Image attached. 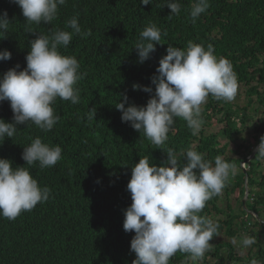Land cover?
Here are the masks:
<instances>
[{
    "label": "trees",
    "instance_id": "obj_1",
    "mask_svg": "<svg viewBox=\"0 0 264 264\" xmlns=\"http://www.w3.org/2000/svg\"><path fill=\"white\" fill-rule=\"evenodd\" d=\"M178 2L180 12L172 14L165 0H152L148 5L140 0H67L58 5V16L51 24L42 21L40 25H28L13 0H0V14L6 11L11 22L8 32L0 38V51L11 53L10 59L0 60V77L16 65L18 71L26 67L29 42L41 33L50 35L58 28L71 31L66 22L73 16L78 18L81 33H74L70 44L59 50L62 55L75 57L79 72L84 74L75 85L79 89L78 103L57 98L52 104L59 120L50 131L44 132L31 122L18 124L16 134L0 142V158L9 159L13 167H29L38 185L51 190L49 199L31 211L22 212L12 221L0 219V240L4 237L0 264H131L136 258L130 249L135 233L123 229L124 210L131 204L127 189L131 168L145 156L150 164L164 165L169 148L181 165L185 162L183 154L190 148L213 164L221 156L235 165V175L230 174L222 191L226 195L238 191L239 214L217 218L223 213L218 195L206 202L199 215L218 221V234L222 232L226 238L243 232L256 238L252 248L241 255L229 240L214 236V245L198 264H251L252 260L264 264V175L256 177L264 159L255 156L250 163L247 185L252 200L248 198L243 204L245 174L240 162L250 151L249 146L238 141L245 137L248 128H253L250 146L261 141L258 133L264 136V118H258L259 108L251 98L256 95V101L263 104L264 91L250 86L246 91L248 103L243 107L237 108L229 101L217 105V110L212 104L205 107L210 117L202 119L204 124L222 123L224 143L216 133L208 138L200 136V131L193 135L187 122L175 117L167 140L157 146L143 131L122 121L121 112L115 107L123 95L128 98L125 107L146 105L155 95L151 78L157 75L159 60L167 54L168 45L186 49L189 41L205 47L212 45L217 58L230 61L238 83H250V68L257 65L258 57H264V0H209L210 6L195 23L190 18L193 0ZM151 23L160 29L161 40L154 42L155 50L141 63L135 45ZM28 27L34 31L27 32ZM133 84L151 87L152 92L134 90ZM91 108L96 111L90 120ZM0 118L14 122L7 100L0 101ZM35 137L61 147V159L54 166L41 169L38 162L25 164L24 146ZM231 142L235 147H230ZM231 149L236 155L241 149L242 156H232L228 153ZM256 187L260 190L254 192ZM247 211L255 212L261 219L253 222L260 229L249 226V219L244 218ZM169 264L192 262L188 253L178 251Z\"/></svg>",
    "mask_w": 264,
    "mask_h": 264
},
{
    "label": "clouds",
    "instance_id": "obj_2",
    "mask_svg": "<svg viewBox=\"0 0 264 264\" xmlns=\"http://www.w3.org/2000/svg\"><path fill=\"white\" fill-rule=\"evenodd\" d=\"M13 2L21 8L28 25H40L42 21L51 24L58 16V5L66 4L67 0ZM140 3L148 5L152 4V0H140ZM164 4L172 14H179L181 5L178 0H165ZM209 6V0H193L190 9L192 22L195 23ZM10 23L6 11L0 14V38L8 32ZM66 25L71 31L58 28L50 35L41 33L31 40L30 50L25 57L26 67L18 71L19 65H16L0 77V101H9L14 120L13 123H7L0 118V142L6 136L12 138L18 130V124L27 125L31 122L44 132L50 131L59 120L52 107L57 98L73 104L79 102V89L75 85L84 74L79 72L78 60L73 56L62 55L59 48H66L73 34L81 33V27L77 16L69 19ZM32 31L33 28H27V32ZM160 40L161 31L155 23L144 28L135 45L139 62L149 57L155 50L154 42L160 43ZM166 53L159 60L157 75L151 78L155 95L148 99L146 105L129 104L125 107L128 100L126 95L115 104L121 112V120L130 122L134 130L143 131L154 145L165 143L175 117L185 120L193 135L200 131V136L208 138L211 133L206 134L205 129L211 124H204L202 120L210 117L205 111L207 105L212 104L217 110V105L229 101L237 108L243 107L232 101L238 86L244 89L246 104V91L250 86L264 91V57H258L255 62L257 65L250 68V83L247 84L238 83L230 61L223 57L217 58L210 44L205 47L189 41L186 49L168 45ZM10 58L8 50L0 51V60ZM138 88L152 92L151 87L133 84L134 90ZM251 98L256 102L253 105L259 108V117V113L264 110V103L259 104L256 95ZM95 111L94 108L90 109V120L94 119ZM216 117L219 118L220 114ZM61 153L59 145L51 146L42 142L40 137H35L29 145L24 146L22 158L26 165L32 166L38 162L43 169L54 166L61 159ZM183 155L185 162L181 165L174 151L169 148L164 165L158 167L150 164L149 158L145 156L131 168L127 183L131 204L124 210L123 220L124 231L135 233L130 241V249L135 252L136 258L131 264H169L178 251L188 253L192 264H198L209 249V242L218 235L219 222L199 213L207 201L222 192L230 174L235 175V165L221 156H217L213 164L191 148ZM256 156L264 159V136L261 137ZM260 167H264V160L258 169ZM262 171L257 173L262 174ZM247 181L248 176H245V186L248 188L245 202L249 198ZM50 192L47 186L41 188L38 185L29 167H13L9 159L0 158V219L15 220L22 212L31 211L38 203L47 201ZM244 218L249 219L251 227L258 215L247 211ZM255 243L254 236H245L242 240L244 247ZM251 264L258 262L252 260Z\"/></svg>",
    "mask_w": 264,
    "mask_h": 264
},
{
    "label": "rangeland",
    "instance_id": "obj_3",
    "mask_svg": "<svg viewBox=\"0 0 264 264\" xmlns=\"http://www.w3.org/2000/svg\"><path fill=\"white\" fill-rule=\"evenodd\" d=\"M244 89L242 86H238V90H237V94L235 96V98L232 100L233 102H236L238 103L240 106H244L246 104V96H245V93L243 92ZM208 101V100H206ZM255 105H256V102H254ZM260 116L264 117V111H262V113H259ZM260 116L258 118H260ZM250 122V120H249ZM252 124V123H251ZM223 124L222 123H219V124H216V125H211L209 126L208 128L205 129V132L206 134H209V133H216L218 134L219 136V140L221 143H224L225 142V136L223 135V132H222V128H223ZM252 126V125H251ZM251 130L249 129L248 132H246L245 136L246 138H249L250 135H251ZM230 147L233 148L235 147V144L234 143H230ZM240 152L241 149H240ZM229 154H232L234 156H237L235 153H233V149H231L229 152ZM264 170V167H260L258 169V171H262ZM263 173L260 174V173H257V178L260 177L264 174V171H262ZM229 188H231V186H229ZM260 190L259 188H255V191H258ZM220 200H219V203H218V206L220 207L221 211L223 212L222 214H218L217 215V218H224L227 214L229 213H239V209H240V204H239V199L238 198V191H233L230 193V195H226L225 191H222L220 194ZM259 221H261L260 218H258ZM251 227L253 229H260L259 227H254L253 225H251ZM247 236V233H242L240 236H236L234 238H231L229 239L228 237L226 238L224 233H220L217 235L216 239H219L220 240V237L221 239H227L229 240L232 245L234 246L235 248V251L238 253V254H246L247 251L252 248V245L251 246H248V247H244L242 245V240L244 239V237ZM210 246L214 245V242L213 241H210ZM212 257H209L208 259H211Z\"/></svg>",
    "mask_w": 264,
    "mask_h": 264
},
{
    "label": "bare ground",
    "instance_id": "obj_4",
    "mask_svg": "<svg viewBox=\"0 0 264 264\" xmlns=\"http://www.w3.org/2000/svg\"><path fill=\"white\" fill-rule=\"evenodd\" d=\"M264 111V110H263ZM260 118H264V117H262V116H260ZM253 126V125H252ZM251 130V132L253 131V128H248L247 130H246V132H248V130ZM250 132V133H251ZM243 136H244V134H242ZM246 137V136H245ZM245 137L244 138H239L238 139V141H239V143H240V145H244V146H249V153L246 155V157H245V159H243L241 162H240V168L242 169V171H243V173L245 174V176L247 177L248 176V171H249V169H250V161H253L254 160V158H255V156H256V150H257V148H258V146H259V144H260V142H258L257 144H255V145H253V146H250V141H249V139H250V137L249 138H246L245 139ZM258 137L259 138H261L262 136H261V134L260 133H258ZM248 139V140H247ZM252 153H254L253 155H252ZM232 156H234V155H232ZM242 156V152H240L239 151V155H237L236 157H241ZM248 159V161H246Z\"/></svg>",
    "mask_w": 264,
    "mask_h": 264
},
{
    "label": "water",
    "instance_id": "obj_5",
    "mask_svg": "<svg viewBox=\"0 0 264 264\" xmlns=\"http://www.w3.org/2000/svg\"><path fill=\"white\" fill-rule=\"evenodd\" d=\"M254 153H252V155H253ZM246 161H248V159L246 160ZM247 195H248V188H247V186H245V193H244V197H243V202H245V200H246V198H247Z\"/></svg>",
    "mask_w": 264,
    "mask_h": 264
}]
</instances>
